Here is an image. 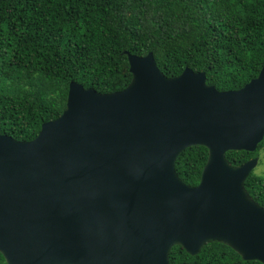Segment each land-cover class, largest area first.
I'll return each instance as SVG.
<instances>
[{
	"label": "water",
	"instance_id": "95a60500",
	"mask_svg": "<svg viewBox=\"0 0 264 264\" xmlns=\"http://www.w3.org/2000/svg\"><path fill=\"white\" fill-rule=\"evenodd\" d=\"M127 55L131 79L100 93L70 80L61 113L30 140L0 133V253L6 264H185L207 241L264 264V207L243 182L264 135V64L237 89L219 90L188 66L175 76L151 51ZM207 148L198 182L177 155Z\"/></svg>",
	"mask_w": 264,
	"mask_h": 264
},
{
	"label": "trees",
	"instance_id": "16d2710c",
	"mask_svg": "<svg viewBox=\"0 0 264 264\" xmlns=\"http://www.w3.org/2000/svg\"><path fill=\"white\" fill-rule=\"evenodd\" d=\"M124 51H151L166 76L188 66L219 90L237 89L264 64V0H0V133L32 139L65 107L70 80L100 93L123 89L131 79ZM262 150L264 135L255 150L225 157L237 165ZM206 159L205 146L184 148L177 175L195 185ZM243 185L264 207V174L252 169ZM168 259L262 264L218 240L195 254L174 244Z\"/></svg>",
	"mask_w": 264,
	"mask_h": 264
},
{
	"label": "rangeland",
	"instance_id": "374dc122",
	"mask_svg": "<svg viewBox=\"0 0 264 264\" xmlns=\"http://www.w3.org/2000/svg\"><path fill=\"white\" fill-rule=\"evenodd\" d=\"M253 170L257 174H264V151H259L257 156V162L253 167Z\"/></svg>",
	"mask_w": 264,
	"mask_h": 264
},
{
	"label": "flooded vegetation",
	"instance_id": "af4514ba",
	"mask_svg": "<svg viewBox=\"0 0 264 264\" xmlns=\"http://www.w3.org/2000/svg\"><path fill=\"white\" fill-rule=\"evenodd\" d=\"M180 262H182V261H180ZM172 263V262H171ZM177 263V262H176Z\"/></svg>",
	"mask_w": 264,
	"mask_h": 264
}]
</instances>
